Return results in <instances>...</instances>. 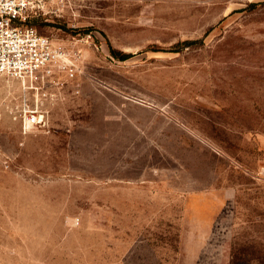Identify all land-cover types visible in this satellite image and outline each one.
I'll list each match as a JSON object with an SVG mask.
<instances>
[{"label": "rangeland", "instance_id": "1", "mask_svg": "<svg viewBox=\"0 0 264 264\" xmlns=\"http://www.w3.org/2000/svg\"><path fill=\"white\" fill-rule=\"evenodd\" d=\"M81 72L23 127L0 74V264H264V0H38Z\"/></svg>", "mask_w": 264, "mask_h": 264}, {"label": "built area", "instance_id": "2", "mask_svg": "<svg viewBox=\"0 0 264 264\" xmlns=\"http://www.w3.org/2000/svg\"><path fill=\"white\" fill-rule=\"evenodd\" d=\"M38 0H0V74L21 84L17 114L23 127L46 124L45 101L81 72L80 51L27 23Z\"/></svg>", "mask_w": 264, "mask_h": 264}]
</instances>
